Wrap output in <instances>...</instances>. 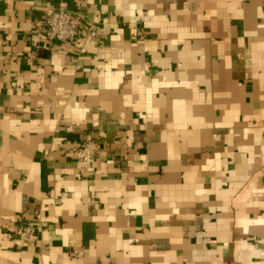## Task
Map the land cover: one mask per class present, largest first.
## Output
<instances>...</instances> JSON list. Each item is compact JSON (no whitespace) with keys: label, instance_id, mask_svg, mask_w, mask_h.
Instances as JSON below:
<instances>
[{"label":"crops","instance_id":"0c3cea01","mask_svg":"<svg viewBox=\"0 0 264 264\" xmlns=\"http://www.w3.org/2000/svg\"><path fill=\"white\" fill-rule=\"evenodd\" d=\"M0 264H264V0H0Z\"/></svg>","mask_w":264,"mask_h":264},{"label":"built area","instance_id":"2783aa9c","mask_svg":"<svg viewBox=\"0 0 264 264\" xmlns=\"http://www.w3.org/2000/svg\"><path fill=\"white\" fill-rule=\"evenodd\" d=\"M41 32L49 43L66 44L74 42L79 34L93 37L96 35L92 24L84 22L79 14L64 9H51L41 20ZM98 155L97 142L86 139L73 153V156L81 163H91ZM11 235L16 237L23 244H30L36 241L38 235L33 225L19 223Z\"/></svg>","mask_w":264,"mask_h":264}]
</instances>
